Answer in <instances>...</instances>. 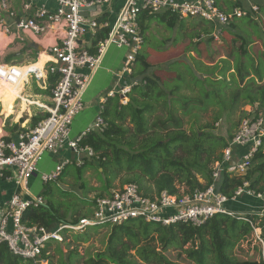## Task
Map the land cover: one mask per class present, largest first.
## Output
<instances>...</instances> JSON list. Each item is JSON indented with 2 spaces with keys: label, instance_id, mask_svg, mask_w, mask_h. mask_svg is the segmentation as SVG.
<instances>
[{
  "label": "trees",
  "instance_id": "1",
  "mask_svg": "<svg viewBox=\"0 0 264 264\" xmlns=\"http://www.w3.org/2000/svg\"><path fill=\"white\" fill-rule=\"evenodd\" d=\"M217 4L220 8H225L226 12L237 8V4L231 0H217ZM246 9L248 7L244 10ZM187 19L190 18L179 19L170 13L159 15H150L146 11L141 13L139 25L144 44L149 46L144 52L142 49L137 56L131 77L139 82L140 86L133 88L127 105H122L120 97L107 100L101 114L106 123L104 132L92 131L83 140V144L93 147L96 157L86 159L80 167L73 165L77 169L76 179L94 163L102 169V172L97 169L99 176L110 175L100 196L96 197L107 195L113 188L114 180L123 170H127V174L122 178V185H136L144 197H154L162 192L183 196L204 190L213 183L210 164L222 160L223 151L229 146L235 133L233 134L230 129L229 139H225L208 133L200 135V132L203 129L215 131L214 123H218L225 116L231 122L232 117L238 112L239 125L244 119L264 114V75L261 74L264 60L261 59V64L257 62L254 64L253 58L250 61L247 54L250 41L241 29L256 28L257 23L254 21L257 20L254 13L249 12L244 18L234 19L225 27H216L215 24L204 20L191 19L196 27L190 34L191 42L188 48L180 54L170 56V51L161 50L159 52L162 58L154 65L150 55L154 47L147 36L153 22L173 31L177 25L180 27L185 25ZM257 25L259 28V24ZM216 28L221 34H227L241 44V54L232 62L221 59L212 62L211 65L195 60L192 56L187 58L186 52L196 50L200 43H204L202 35H206L210 36L206 42L211 54L210 60L214 59L216 50L212 34ZM183 30L184 28L180 31L179 37ZM99 37L100 40L104 39L106 31H101ZM192 39L196 40L192 42ZM155 66L160 68L155 70ZM252 69L254 76L251 74ZM48 81L50 86L47 91H51L56 77L51 76ZM246 106L253 107L254 111H244L243 108ZM209 113L213 115V123L201 124L203 116ZM44 118L36 120L40 122ZM127 121L134 126L128 128L125 125ZM189 123L198 131L192 129V132L188 133L185 126ZM212 139L215 141L213 144ZM247 150L239 148L238 152L244 154ZM178 152L180 154H177ZM63 176L64 174L59 180ZM198 176L203 178V183L199 181ZM245 183L248 184L247 190L264 194V143L254 155L245 175L231 176L224 173L216 182V186L220 193L232 199L235 191ZM42 192L44 193V190ZM239 199L244 204L263 203L248 195ZM85 202L90 204L91 209L95 203ZM243 211H246L245 207L240 210ZM247 216L254 223L260 222L259 227L264 240V217L248 213ZM83 218L86 217L73 216L72 224H77ZM23 222L30 226L54 229L65 222V219L58 211L44 204L38 208L28 209L23 215ZM94 228H111L107 248L104 252L86 258L84 264H173L165 256L171 248L180 250L186 255V259L194 264H264V258L258 261L234 256L235 247L253 234V228L248 222L226 214H218L198 227L185 224L163 227L146 223L142 219H133L117 225L89 227L85 231ZM154 242L161 245L162 251H158ZM188 244H192V247L185 249ZM260 246L264 255V248ZM51 249L50 245L44 249L42 259L48 258ZM131 251H136L135 255H132ZM75 254L78 255L77 252ZM0 264L35 262L13 257L7 246L2 245Z\"/></svg>",
  "mask_w": 264,
  "mask_h": 264
},
{
  "label": "built area",
  "instance_id": "2",
  "mask_svg": "<svg viewBox=\"0 0 264 264\" xmlns=\"http://www.w3.org/2000/svg\"><path fill=\"white\" fill-rule=\"evenodd\" d=\"M16 1L20 4L18 10L14 6ZM113 2L0 0V12H5L10 20L0 16L1 34L15 36L13 43L17 40L24 43L25 36L51 38L44 46L39 44L50 56V61L44 65L42 73L28 72L23 83L34 76L38 83L42 82L41 86H46L51 76L56 77L50 91L52 106L48 109L49 117L29 132L22 133L16 142L0 138V179L18 188L5 205L0 203V247L6 245L13 257L37 262L50 243L62 244L69 231L84 232L89 227L117 225L133 219L163 227L176 224L198 227L218 214H226L248 222L254 232L256 230V223L248 218L247 213L233 211L227 206L244 195L264 202V194L247 190L248 184L245 183L229 199L219 192L216 182L224 173L231 176L247 173L254 155L264 143L262 116L241 121L229 146L223 151L222 160L213 166L212 185L204 190L183 196L162 192L154 197H144L139 188L131 184L95 198L92 216L81 219L77 224L61 223L54 229H47L23 222L28 209L45 204L41 195H32L30 190V181L38 173V164L44 156L60 158L52 172L40 175L46 184L57 181L67 166L80 167L86 159L96 157L93 147L83 144V140L92 131L104 132L106 123L101 115L104 104L109 98L120 97L122 105H127L133 88L140 86L131 77L145 41L139 25L142 12L150 15L170 13L179 19L204 20L216 27L228 26L232 20L244 18L249 12H259L255 4H249L246 10L234 8L226 12L219 7L217 0H123L117 17L112 20ZM103 30L106 37L100 40L99 34ZM111 48L126 52L121 69L115 76L120 81L128 79L127 83L109 92L102 100V109L94 123L80 135L72 137L74 119L84 111L86 93ZM22 69L0 63V81L18 84ZM239 148L248 150L240 154ZM66 151L70 153L69 157H63ZM259 239L264 248L263 241Z\"/></svg>",
  "mask_w": 264,
  "mask_h": 264
},
{
  "label": "rangeland",
  "instance_id": "3",
  "mask_svg": "<svg viewBox=\"0 0 264 264\" xmlns=\"http://www.w3.org/2000/svg\"><path fill=\"white\" fill-rule=\"evenodd\" d=\"M231 1L237 4V8L241 7L245 9L248 7L249 4H255L259 6V10L261 9V11H259L257 14H254L255 20H257L254 22L255 24L256 23L259 24L260 26L259 28H257L258 26L257 24H256V28L240 27L250 41L249 45L247 46V54H249L248 56L250 58V61H252L251 58H253L254 64L255 62L261 64V59L264 60V35H263L264 0H231ZM116 2L119 4L120 2L122 3L123 0H116ZM111 10H112V6H111ZM114 10L116 11L117 8ZM2 19L10 21L8 15H3ZM195 27L196 25L194 24V22H192L191 19H187L185 25H182L181 27L177 25L173 31L166 29L165 26L159 25L157 22H153L151 29L147 32V36H149L150 43L154 47V49L150 51L151 60L153 64L157 65V60L162 58V54H160L159 52L161 50L166 49L170 51L169 56L177 55L185 51L188 48L189 43L191 42L190 34L193 33V29ZM183 28L184 30L182 31V34L179 37L178 35ZM0 35L4 37L2 34ZM212 35H213L212 37H214L215 39L214 48L216 50V54L213 60H210L211 54L209 53V49L206 44L210 36H206V35H202L204 43H200V45L197 47L196 50H192L189 53L186 52L187 58H189V56H192L195 60L203 61L204 63L211 65L212 62L215 63L221 59H227L232 62L237 55L239 56L241 54L240 52L241 44L237 40L233 39L227 34L224 33L221 34V32H219V29L217 30V28ZM195 40L196 39H192V42H194ZM3 42L4 43H2V45L0 46V62H4L3 59L6 57V55L8 56L9 54H11L9 52L11 49H13V47L6 48L9 39L7 40L4 37ZM148 46H149L148 44L143 45L142 48L143 52L146 51ZM32 58L33 59L31 63L37 61L38 54L36 51L32 55ZM158 68L160 67L155 66V70ZM251 74L252 76L255 75L253 69ZM261 74L264 75V67L261 69ZM34 79H35L34 76H32L31 85H30L31 89L35 88ZM243 110L246 112H253L254 108L251 106H246L243 108ZM83 112H81L80 114H82ZM260 116L264 117V114L258 115V117ZM96 117H94V115L91 113L85 114L84 117L82 118V122L84 126L86 125V127L81 132L86 131L87 127H89L94 123ZM6 118L7 117L3 116V114L1 113L0 136H3L2 128ZM213 121H214L213 115L212 113H209L203 116L201 120V124H212ZM239 122H240V112H238L237 114H235V116L232 117L231 122H229L225 116L218 123L217 122L214 123L216 127L215 131H212L210 129L209 131L208 129H203V131L200 132V135L204 133L206 134L208 133L212 135L222 136L225 139H229L230 129H232L231 132L234 134L238 130ZM125 125L128 128L134 126L129 121H127ZM185 128L188 131V133L192 132V129H194L195 132L198 131L195 126L193 128L192 123L187 124ZM214 142H215L214 139H212L211 144H213ZM218 152L220 153V151ZM177 154H180V152H178ZM46 156H50V155L46 154L43 160L38 164V176L36 177V179H37V188H39L40 190L39 192L37 191L36 193V191L33 189V186L30 185V190L32 191V193L41 195V193H43L42 191L44 190L42 196L44 198L45 205L48 204V206L52 210L58 211L60 216L65 219V222L63 223H72V218L75 215L90 218L93 214V211L91 209L90 204L86 203L85 201H94L95 198H97L96 196H100L102 188L106 183V179L110 175L99 176L97 173V169L99 168L100 172H102V169L98 167L97 163H94L92 164L93 165L92 167H88L84 170L80 178L77 177L76 179L77 169L75 168V166L71 165V166H67L64 169L62 173L64 174V176L62 179L60 180L58 179L55 182L46 184L41 180L40 175L44 172L47 173L52 172L56 167V164L53 161H52L53 164H50ZM213 166L214 164L212 163L210 164L209 168L213 169ZM126 174H127V170H123V172L118 176V178L114 180L112 184L113 188L109 190L108 194L117 190H121L125 187V185L124 186L122 185V180H123L122 178H124ZM198 179L201 183L204 182L201 176H198ZM256 205H253V207ZM227 207L229 209L234 210L233 208L235 207L242 209V207H245V205L243 204L242 201H240V199H238L237 202L231 201ZM257 207L258 208H254V209L246 208L247 211H243V212H247L248 214H252V215L258 214L259 216L264 217V202L261 203V205H257ZM259 223L260 222L255 224L256 230L255 232L253 230V234L251 236L246 237L243 241H240V243H238V245L235 247L233 251L234 256L240 259H255L258 261H260L261 258H264L260 246L262 245L263 248V244L259 238H261L263 243L264 240L262 239V230L259 227ZM110 232H111V228H100V229L94 228V229H88V231H84V232L69 231L68 234H66L64 238V242L62 244H58V243L49 244L52 247V249L48 253L47 259H40L37 262H35V264H84V261L89 256H95V254H97L98 252H104L106 250L108 236ZM153 244L155 245L156 248H158V251H162V247L158 242H154ZM190 247H192V244H188L185 247V249H189ZM75 252H77L78 255H76ZM130 253L132 255H135L136 251H131ZM165 256L173 264H194L188 261L186 259V255L181 253V251L177 250L176 248H171L168 252L165 253ZM136 259L139 260L138 258Z\"/></svg>",
  "mask_w": 264,
  "mask_h": 264
},
{
  "label": "crops",
  "instance_id": "4",
  "mask_svg": "<svg viewBox=\"0 0 264 264\" xmlns=\"http://www.w3.org/2000/svg\"><path fill=\"white\" fill-rule=\"evenodd\" d=\"M120 4L121 2L118 4L116 0L113 2V7L114 9L117 8V10H114L112 20L117 17L122 5ZM14 6L18 10L20 8L19 2H14ZM3 15L7 14L5 12H0V16L2 17ZM2 35L7 40L9 39L6 48L13 47V49L9 52L11 54L8 56L6 55L3 59L4 62L0 63L23 68L24 76H26L30 68L41 70L43 66L50 61V56L43 52L44 49L40 46H44L48 40L50 41L51 38L48 36H44L43 38L25 36L24 43H20L18 40L13 43L15 36ZM4 37L0 35V46L4 43ZM35 51L38 54V59L31 63L33 59L32 55ZM125 55L126 52L124 50L116 48H111L109 50L102 67L96 72L86 93L85 111L74 119L72 125V137L80 135L82 133L81 131L85 129L86 125L84 126L82 122L84 115L91 113L96 117L97 113L99 114L102 109V100L107 97L108 93L123 86L127 82L128 79L120 81L115 76V74L121 69ZM31 77L27 78L24 83L22 81L16 85L3 84L0 82V107H2L0 108V116L2 113L3 116L7 117L3 124V136L1 138L16 142L19 140V136L22 133L29 132L35 128L36 124L39 123V121L37 122L38 118H46V116L49 115L48 109L52 106L50 91H47L50 86L49 81H47L46 86H41L42 82L38 83L37 80L34 79L35 88L31 89ZM89 127H87V129ZM64 156L69 157L70 153L66 151L63 153V157ZM46 158L49 160L50 164H53L52 161L57 164L60 159L58 158L57 160L51 155L46 156ZM37 176L38 173L30 181V185L33 186L36 193L40 190L37 188ZM17 190L18 188L13 183L0 179V203L5 205L10 199V196ZM32 195L37 194L32 193ZM244 205L247 209L258 208L257 205L253 207L254 204L248 203ZM236 208L237 207L233 208V211L240 212L241 209Z\"/></svg>",
  "mask_w": 264,
  "mask_h": 264
},
{
  "label": "bare ground",
  "instance_id": "5",
  "mask_svg": "<svg viewBox=\"0 0 264 264\" xmlns=\"http://www.w3.org/2000/svg\"><path fill=\"white\" fill-rule=\"evenodd\" d=\"M43 68H44V66H43ZM43 68H42V69H43ZM42 69H41V70H36V69H31V68H30V69L28 70V72H30V71H37V72H39V73H42ZM28 72H27V73H28ZM20 73H21L22 76H21V79H20V82H19V83H21V82L23 81L24 71L21 70ZM26 75H27V74H26ZM0 82H1V81H0ZM1 83H2V82H1ZM19 83H18V84H19ZM3 84H5V83H3Z\"/></svg>",
  "mask_w": 264,
  "mask_h": 264
},
{
  "label": "water",
  "instance_id": "6",
  "mask_svg": "<svg viewBox=\"0 0 264 264\" xmlns=\"http://www.w3.org/2000/svg\"><path fill=\"white\" fill-rule=\"evenodd\" d=\"M98 11L100 12V9L98 8ZM84 15H86V14H84Z\"/></svg>",
  "mask_w": 264,
  "mask_h": 264
}]
</instances>
